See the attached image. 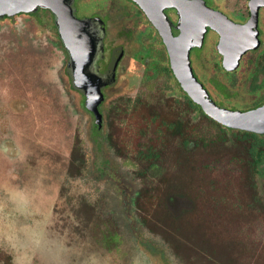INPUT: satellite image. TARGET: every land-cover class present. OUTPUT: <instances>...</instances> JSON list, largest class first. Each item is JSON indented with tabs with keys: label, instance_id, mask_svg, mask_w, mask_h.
I'll list each match as a JSON object with an SVG mask.
<instances>
[{
	"label": "flooded vegetation",
	"instance_id": "flooded-vegetation-1",
	"mask_svg": "<svg viewBox=\"0 0 264 264\" xmlns=\"http://www.w3.org/2000/svg\"><path fill=\"white\" fill-rule=\"evenodd\" d=\"M76 21L86 24L80 36L87 45H97L93 80L83 77V90L72 84L69 53L57 26ZM54 50L63 55L68 89L77 95V111L89 126L85 143L100 160L93 162L96 182L107 179L120 192L123 178L103 153L119 149L107 134L109 116L127 117L143 143L126 151L124 159L131 155L140 166L136 152L149 149L161 159L169 150L191 152L195 159L200 151L228 156L237 151L234 165L255 169V191L264 206V0H0V71L15 72L8 65L13 60L22 68L14 83L26 76L30 84L44 85L48 95L54 88ZM215 109L240 117L255 114L258 129L223 124L206 112ZM167 120L186 132L184 149L178 132L166 138ZM1 146L7 163L22 162L11 140ZM247 147L255 150V162ZM87 161L77 138L68 175L75 178ZM134 178L133 205L141 186ZM112 236L107 245L113 248ZM136 245L154 264H169L150 239Z\"/></svg>",
	"mask_w": 264,
	"mask_h": 264
},
{
	"label": "rangeland",
	"instance_id": "rangeland-1",
	"mask_svg": "<svg viewBox=\"0 0 264 264\" xmlns=\"http://www.w3.org/2000/svg\"><path fill=\"white\" fill-rule=\"evenodd\" d=\"M52 64L54 88L48 95L44 85L30 84L26 76L19 85L15 84L16 70L20 72L22 68H16L13 60L8 65L15 72L0 71V264H154L136 245V240L143 239L158 244L169 264H182L156 236L139 227V217L150 220L156 204L146 197L138 207L130 201L129 194L137 187L135 167L140 166L134 164L131 155L124 159V153L137 149L143 143L141 137L134 134L127 117L120 120L109 116L107 134L119 149H107L103 159L113 161L112 166L123 180L120 192L107 179L96 182L93 162L98 165L100 160L94 159L85 143L89 126L82 112H78L77 95L68 89L60 51L54 50ZM77 138L89 161L72 178L68 173L69 158ZM5 139L17 147L16 155L20 152L22 162L5 161L1 146ZM224 154L217 150L200 151L196 167L209 166L217 180L223 181L230 171L239 169L230 155ZM181 163L175 155H164L159 166L162 173H154L162 190L167 182L181 183L180 177L177 181L173 177ZM222 197L225 200L224 194ZM210 207L206 202H198L195 212L207 214L213 211ZM211 212V225H203L209 240L218 242L215 231L225 232L220 234V240L229 244L231 233L238 231L264 248V214L258 215L251 225L231 229L226 211ZM242 212L247 216V211ZM107 230L116 243L113 248L107 245ZM239 260L243 264H264V258L244 256Z\"/></svg>",
	"mask_w": 264,
	"mask_h": 264
},
{
	"label": "trees",
	"instance_id": "trees-1",
	"mask_svg": "<svg viewBox=\"0 0 264 264\" xmlns=\"http://www.w3.org/2000/svg\"><path fill=\"white\" fill-rule=\"evenodd\" d=\"M178 124L167 120L166 138L168 140L175 138L179 133L181 136L179 144L184 149L187 146V136L184 130L182 133L179 132ZM203 144L206 146V143ZM229 146L235 147L234 144ZM166 153L175 155L177 160L181 158L182 163L177 167L173 177L176 181L180 177L182 181L167 182L164 190L162 184L154 177L157 173H162L159 169L162 160L159 152L149 149L145 152L138 150L135 154L141 165L136 167L134 174L141 179V186L138 190L139 195L133 199L134 206L138 207L139 201L144 197L156 204L155 214L150 216V220L139 217L142 232L146 231L156 236L158 242L164 243L171 255L182 264H243L239 259L244 256L264 258V248L246 233L238 231L231 233V241L227 244L220 240V234L225 232L215 231L218 242L209 240L208 235L204 233L203 225H211L209 222L211 211L207 214L203 211L195 212L196 203L206 202L211 206L212 212L226 211V219L231 229L241 224L251 225L252 221L257 220L258 215L264 214V206L255 191L253 180L255 169L251 166L233 169L230 175L219 181L209 166L196 167L195 157L191 152L171 150ZM246 154L248 159L249 156L254 159L255 150L247 147ZM229 155L232 161L238 157L237 151H231ZM80 170L79 166L77 171ZM177 173L180 176H177ZM211 177L214 178L211 180ZM226 195L229 198H226ZM243 210L247 211V216H244ZM245 217L249 218L245 220ZM104 236L110 237L112 233L107 230Z\"/></svg>",
	"mask_w": 264,
	"mask_h": 264
},
{
	"label": "water",
	"instance_id": "water-1",
	"mask_svg": "<svg viewBox=\"0 0 264 264\" xmlns=\"http://www.w3.org/2000/svg\"><path fill=\"white\" fill-rule=\"evenodd\" d=\"M76 22L78 23H59L57 26L62 42L69 53L68 67L72 78V84L75 89L83 90V77H86L87 81L90 79L93 80V68L97 58V45H87L88 41L84 40L80 36L81 30L83 31L86 24L84 21ZM206 112L215 120L226 125L230 124L231 126L243 128L242 125L248 123L249 125H253L250 129H258L259 120L256 119V116H254L255 114L240 117L230 113H223L221 111H217L216 109Z\"/></svg>",
	"mask_w": 264,
	"mask_h": 264
}]
</instances>
